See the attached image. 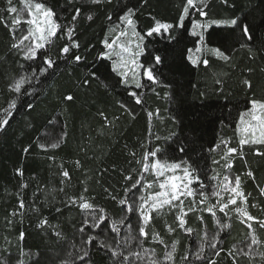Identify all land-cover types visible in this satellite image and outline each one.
I'll return each instance as SVG.
<instances>
[{"label":"trees","instance_id":"1","mask_svg":"<svg viewBox=\"0 0 264 264\" xmlns=\"http://www.w3.org/2000/svg\"><path fill=\"white\" fill-rule=\"evenodd\" d=\"M31 2L46 3L57 12L58 17H63L60 22L64 25L69 24L76 8L81 9V15L75 22L74 36L80 48L73 52L85 59L76 63L71 56L60 58L59 49L68 41L66 38L57 39L51 53L57 60L56 65L47 78L40 77V82L35 83V93L21 96L9 125L0 132V264H20V261L24 264H83L78 259L81 239L78 229L84 214L76 205L66 206L67 198L78 197L87 187L85 196L90 202L103 207L109 217L119 218L123 212L118 199L123 198L124 188L138 177L143 155L157 148L161 151L156 157H149V164L158 158H166L169 162L187 161V165L182 167L194 169L209 186L205 189L208 192L211 185L222 180L225 174H229L232 181L240 175L242 190L248 197V212L264 218V195L257 187H264V156L254 154V149L264 152V145L241 147L239 143V115L251 109L252 100H264V42L254 37L250 53L247 48L239 46L244 41L238 43L232 39L234 33H239V27L226 25H213L208 29L205 33L206 47L191 35L179 44L169 40L166 33L147 36V30L157 20L176 23L186 0H147L146 4L143 0H128L129 6L138 8L133 19L136 31L143 36L144 53L139 57V63L145 66L140 68L143 87L137 89L133 84L119 83L120 77L113 72L111 60L97 59L108 51L103 40L108 38L111 42L120 30L109 32L113 21L123 15L121 6L124 0H112L102 5H93L90 0H73L71 4L68 0ZM20 3L21 0H12L9 5L8 0H0V107H6L14 97L8 86L21 72L19 65L22 61L11 49L12 13L7 11L13 5L20 7ZM204 4L207 5L204 7L207 16L201 17L193 11L185 19V28L189 33L192 22L196 20L206 22L239 17L240 21L250 25V31L256 36H264V0H228L227 4L224 0H204ZM89 13L94 17L91 21L86 19ZM109 15L112 21L107 19ZM22 32L23 26L20 25L17 37ZM195 47H201L199 59H207V66L202 63L195 65L186 59L187 55L195 52ZM215 47L225 51L230 60L224 61L208 50ZM186 49L193 51L187 53ZM156 55L161 57L158 65L152 62ZM39 56L40 53L37 54L36 64L40 63ZM147 67H152L159 83L143 76ZM92 72L96 73L95 78L91 77ZM86 77L89 83L84 85ZM245 81H249L250 86ZM28 91L32 93V86H28ZM133 91L141 97V103L137 104L130 95ZM67 95H72L73 100L67 101ZM29 104L32 107H28ZM121 104H125L131 112L121 108ZM101 112L110 123L105 121ZM150 112L153 114L151 117L148 115ZM52 142H59L60 146L55 149L48 147L47 150L38 146ZM229 147L237 149L229 156L233 163L231 170L223 167L227 161L221 159ZM25 148H28L27 152ZM214 160L220 163H213ZM76 161L80 162L79 166ZM133 168L137 171L132 172ZM17 169L23 170L22 177L17 174ZM63 170H68L70 179L62 177ZM249 170L255 179L247 176ZM129 174L133 180L126 181L125 176ZM213 175H217V181L210 179ZM144 176L148 182L157 180L153 171ZM62 180L65 181L63 185ZM22 183L28 186L22 188ZM192 187L198 185L193 184ZM151 191H159L158 183H154ZM109 192L117 200H113ZM21 198L25 203L24 210L18 209ZM195 198L197 201L201 199L198 193ZM216 199L210 196L208 202L214 204ZM191 203L192 198H185L186 211ZM238 206L243 207L240 200L237 205L229 206L231 220L217 210L221 222L231 223L230 228L220 233L217 248L222 250L218 257L206 247V260H196L194 253L200 242L196 233L190 235L180 229L176 220L178 209L169 211L167 206L159 215L155 211L152 213L150 236L145 240L144 247L155 248L157 258H163L164 247L151 241V232L154 231L169 246L174 241L179 242L175 253L176 264H186L180 259L186 250L189 251L191 264H207V260L233 264L229 251H233L237 264H264V256L259 255L264 253V245L258 249L254 246L251 257L237 254L242 247L247 251L246 244L250 240V230L238 219L239 214L232 211ZM205 207L207 203L197 204V211L188 212L185 227L201 230L202 233L206 224L209 232L214 233L217 230L215 220L210 213L200 210ZM34 208H38L39 212ZM57 208L62 211L57 212ZM21 211L22 216L19 214ZM13 212L17 215H11ZM199 216H203V223ZM42 218H47L53 227H38ZM129 219L133 224V234H138L135 215ZM105 223L109 225L105 233L115 244L116 234L110 231V220ZM252 223L257 236L264 241V229H260L255 221ZM168 226L175 231L169 233ZM56 231L61 233L60 237L55 234ZM99 231L94 229L93 233ZM20 233H24L23 240ZM126 233L127 228H122L121 236ZM132 247L136 248L135 243ZM91 252L92 264H113L115 258L106 249L98 248L96 241H93ZM146 259L136 261V264H146Z\"/></svg>","mask_w":264,"mask_h":264},{"label":"snow or ice","instance_id":"2","mask_svg":"<svg viewBox=\"0 0 264 264\" xmlns=\"http://www.w3.org/2000/svg\"><path fill=\"white\" fill-rule=\"evenodd\" d=\"M25 8L21 10L27 12L29 17L24 21L27 28L22 34L17 37L16 32L19 30V26L22 23L21 19L13 18L11 21L10 34L13 39L11 44V49L15 50L20 60V69L21 72L16 77L13 78V81L9 84V92L14 94V97L7 103L6 107H0V132L4 131L9 125L10 120L12 119L15 111L18 109V101L21 96L29 95L35 93V83L40 82V77L47 78L50 70L56 65L57 60L52 56V47L55 44L57 39H67L68 43H65L58 52L60 58H68L71 56V59L76 63L81 62L85 59L82 55L74 53V49L80 48L79 41L74 39L76 34V21L77 18L81 15V9L76 8L75 14L71 16V21L68 25H64L62 22L63 17H58L57 12H55L50 6H47L44 2L32 3L31 0H24ZM69 4L73 3V0H68ZM112 0H90V3L93 5H102L105 3H111ZM9 5H11L12 0H8ZM143 3H147V0H143ZM224 3H228V0H224ZM207 5L204 4V0H186L185 6L182 8V12L179 15L176 23H162L157 20L153 27L147 30L146 35L152 36L153 34H167L169 40L175 41L177 44L185 40L188 35L198 38V43L204 45L205 43V33L213 25H226L229 27H239V33H234L232 39L236 40L239 43L241 48H247L251 53L253 51L251 43L255 40H260L264 42V36H256V34L250 31V25L243 21H240L239 17L232 18L229 20H219V19H210L206 22H201L196 20L192 22L191 32H188V29L185 28V19L190 17V12L199 13L201 17L207 16V13L204 11V7ZM123 15L117 17V21H113L112 27L109 29V32H115L117 29H120L117 34L113 37L111 42L108 38L103 40V45L108 51L102 53L101 56L97 59H108L113 62V72H115L119 77V83L130 85L134 84L137 89L142 88L143 85L138 79L137 69L144 68L145 66L139 63V57L143 55L144 48L141 46V43L136 41H143V36L136 31L134 16L138 11V8L128 5V0H124V4L121 6ZM10 13H17L16 7H9L7 9ZM93 15L88 14L86 19L88 21L93 20ZM109 21H112V16H107ZM239 21V24H238ZM121 25L125 27L121 29ZM184 29V31H180ZM60 33L58 36L57 34ZM126 38L124 41L121 38ZM135 38V41L131 39ZM118 49V50H117ZM135 49V50H134ZM41 50H44L41 52ZM213 55L224 60L229 61L230 56L225 54V51H222L219 47L208 49ZM192 49H186L187 53H191ZM197 53L201 52V47H195ZM40 53L39 60L40 63L36 64L37 54ZM116 57V59H113ZM188 59L192 64L199 65L202 63L204 66H207L209 61L207 59L200 60L197 56L195 59L192 55H187ZM27 62V65L26 63ZM153 64L158 65L161 63V57L156 55L153 57ZM34 65V66H33ZM145 74L147 80L153 83H159L157 77L154 76L152 67L145 68ZM91 77L95 78L96 73L92 72ZM89 79L86 77L83 80V84L87 85ZM220 83V81H217ZM247 86H250L249 81H245ZM28 86H32V93H29ZM105 87H108L105 84ZM170 87V85L168 86ZM130 95L134 98L137 104L141 103V97L135 92H131ZM67 101L73 100L72 95H67L65 97ZM32 107V105H27ZM121 108H127L125 104L120 105ZM102 116L104 114L100 113ZM149 117L153 114L150 112ZM106 122H109L107 117L104 116ZM240 122V145H264V100H252L251 109L247 110L239 115ZM110 123V122H109ZM157 139H159L157 137ZM41 149L47 150L48 147L53 149L60 146L59 142H52L50 144L40 143L38 145ZM219 148V145L216 146ZM28 151V148H25V152ZM161 150L157 148L155 151L146 152L143 155V162L141 165V170L138 177L134 182L129 186L124 188L123 198L118 199V205L122 206L123 215L119 218L109 217L106 213V210L96 205L85 196V193L88 192V188L85 187L83 192L77 196H70L67 198L66 206L76 205L84 214V219L81 227H79L78 232L80 233V246H79V255L78 259L83 262V264H92L91 261V247L93 241L97 242V247L106 249L110 253L111 257L115 258L113 264H136V261H142L146 259V264H176L175 253L177 252L178 241H174L170 246L167 244L163 237L159 233L152 231L151 232V241L153 243H158L164 247L163 258H157L156 249L144 247L145 240L149 239L150 231L149 225L153 219L152 213L155 211L157 215L161 214V210L167 206L168 210L178 209L176 214V220L178 221V227L188 234L196 233L197 238L199 239L198 249L194 253V258L199 261L206 260L205 250H213L215 256H219L222 249H218L217 245L220 243V233L231 227V223L221 222V219L217 217V210L220 213H223L225 217H228L231 220V215L229 212L230 205H237V201L240 200L243 204V207H235L232 211L238 213V219L241 223L246 224L247 228L250 230L249 236L250 240L246 244L247 251L245 248L239 249V254L251 257L254 255L253 247L256 246L258 249L260 246L264 245L262 241L256 234V229L253 228L252 221H255L260 229H264V218H258L252 216L248 212L247 199L242 190V181L240 175L235 176L234 184L229 174H225L222 180H219L217 183L211 185V191H205L209 186L200 179L199 174L195 173V170H190L188 166L182 167V165H187V161L181 162H169L166 158L155 159L154 163L149 164V157H156L157 153ZM183 151V149H181ZM237 149L229 147L227 148V153L224 154L221 159L227 161L223 167L227 170H231L233 167L232 161L229 159V156L233 153H236ZM255 155L264 156V152H261L259 149H254ZM133 155H135L133 153ZM79 161H76L77 166H79ZM138 164H141V161H137ZM213 163L219 164V161L214 160ZM62 167V165H61ZM180 171L182 175H177V171ZM132 172L137 170L133 168ZM153 171L157 180L148 182L145 181V173ZM166 173H171V175H166ZM17 174L21 177L23 176V170L17 169ZM62 177L70 179V174L68 170H63L61 173ZM218 175V174H217ZM217 175H213L210 179L217 181ZM249 178L255 179L253 172L249 170L247 172ZM160 177H164L163 180H159ZM125 180H133L131 174L125 176ZM144 181L142 184L141 182ZM64 180L61 181L63 185ZM154 183H158L159 191H151ZM193 184L198 185V187H192ZM27 184H21L22 188H26ZM259 187L261 195H264V187ZM136 190V191H134ZM60 191L63 192L64 188L61 187ZM108 192V189H105ZM137 192L139 194H137ZM147 192V194H145ZM129 193L132 195L129 196ZM197 193L201 197L199 201L196 200ZM228 193L227 202H224V194ZM109 195L113 200H117L115 195H112L109 192ZM250 195V193L248 194ZM217 197L216 202L209 203V197ZM192 197L191 206L185 210L184 199ZM94 200V197H92ZM207 203V207L200 209L201 211L208 212L211 214L215 220L216 231L210 233L207 225L205 224L202 233L201 230H194L192 227H185L187 221L185 217L188 212L197 211V204L204 205ZM255 207V205H253ZM18 209L24 210L25 203L21 198L18 203ZM36 212H39L38 208L33 209ZM57 212L62 211V209L57 208ZM21 216L23 212L19 213ZM135 215L136 223L138 225V234H133V224L130 221L129 217ZM11 215H17L16 212H13ZM198 219L203 223V216H199ZM110 220V231L115 233V244L110 242L109 237L105 233V229L109 228V225L105 221ZM127 222V223H126ZM11 223V220L8 221ZM47 225L49 228L53 226L49 223L47 218H42L39 220L37 226L44 228ZM101 225H104V228H101ZM58 227V226H57ZM127 228V233L121 236V229ZM87 229V231H86ZM94 229H100L99 232L93 233ZM175 229L171 226H168V232L172 233ZM55 234L60 237L61 233L56 231ZM101 236H104L101 239ZM24 233H20V239L23 240ZM142 238V239H141ZM135 243L136 248H133L132 245ZM170 248V250H169ZM229 256L233 257V264H237L235 256H233V251L228 252ZM259 255L264 256V253H259ZM134 258V259H133ZM182 262L186 264H191L189 261V251L186 250L184 255L180 258ZM20 264H24L23 261H20ZM207 264H217L216 260H207Z\"/></svg>","mask_w":264,"mask_h":264},{"label":"rangeland","instance_id":"3","mask_svg":"<svg viewBox=\"0 0 264 264\" xmlns=\"http://www.w3.org/2000/svg\"><path fill=\"white\" fill-rule=\"evenodd\" d=\"M21 5H20V7L19 6H17V5H13V6H11V7H16L17 8V13H12V19L13 18H19V19H21V21H22V23L20 24V25H22L23 26V31H25L26 30V28H27V25H26V23H24V21H26V19H28V18H30L29 17V15H28V13L25 11V12H23L22 14H21V10L22 9H24L25 8V2H24V0H21V3H20ZM125 26H123L122 27V29L124 28ZM126 38H121V40L122 41H124ZM131 39H133L134 41H135V38L134 37H131ZM137 43H141V46H142V42H140V41H136ZM118 50V49H117ZM135 50V49H134ZM199 57V54L195 51L193 54H192V57L195 59L196 57ZM114 59H116V57H113ZM140 71H141V69L139 68V69H137V72H138V79H139V81H140V78H141V75H140ZM143 76L145 77V78H147L146 77V74H145V70H143ZM134 85V84H133ZM166 175H171V173H166ZM177 175H182V173L178 170L177 171ZM163 179H164V177H163ZM162 179V180H163ZM233 184H234V181H233ZM228 193H225L224 194V200H226L227 201V199H228ZM190 198H192V197H190ZM182 199H184L185 200V198H183L182 197Z\"/></svg>","mask_w":264,"mask_h":264}]
</instances>
